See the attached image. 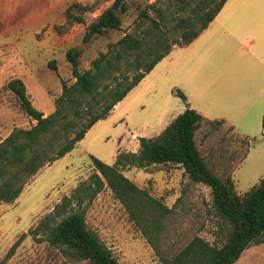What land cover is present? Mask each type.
Listing matches in <instances>:
<instances>
[{
	"label": "rangeland",
	"instance_id": "rangeland-1",
	"mask_svg": "<svg viewBox=\"0 0 264 264\" xmlns=\"http://www.w3.org/2000/svg\"><path fill=\"white\" fill-rule=\"evenodd\" d=\"M113 1L81 3L89 9L85 20L95 21ZM174 1L128 0L122 29L109 30L89 44L83 43L86 29L60 22L66 17L63 8H57L54 25L36 29L35 24H26L19 32L0 35V142L14 129L35 124L9 90L11 79L22 78L33 105L49 115L62 93V81H75L66 57L70 48L82 49L80 67L89 69L100 52H107L124 33H137L135 20L147 5L166 8ZM22 12L27 18L34 8ZM150 15L155 16L153 11ZM9 25L0 18V28ZM43 42L51 43L50 49H42ZM53 61L57 71L49 65ZM189 107L206 118L195 136L201 156L220 178L232 177L239 195H246L264 179V0H228L199 38L188 46H176L70 153L31 176L14 202H0V261L25 235L7 264H89L67 256L31 229L88 179L94 171L91 155L113 165L119 151H138L141 137L158 135ZM221 119L223 124L210 122ZM123 172L174 210L165 221L159 255L105 187L87 206L86 221L120 264H163L162 256L176 254L196 236L213 245L225 242L229 228L216 213L211 188L192 181L181 165ZM235 264H264V243L251 245Z\"/></svg>",
	"mask_w": 264,
	"mask_h": 264
},
{
	"label": "trees",
	"instance_id": "trees-1",
	"mask_svg": "<svg viewBox=\"0 0 264 264\" xmlns=\"http://www.w3.org/2000/svg\"><path fill=\"white\" fill-rule=\"evenodd\" d=\"M227 1L175 0L166 8L151 3L135 20L137 33H124L110 44L107 52H100L86 70L80 67L82 49L70 48L66 57L72 65L75 81L72 84L62 81V93L55 99V109L49 115L33 105L22 78L11 79L7 85L9 90L18 97L35 124L14 129L0 142V202H14L31 176L70 153L176 46H188L199 38ZM128 9V0H114L87 25L83 43L89 44L109 30H121V15ZM87 11L89 9L81 3L69 5L66 25L85 23ZM150 11L155 16L150 15ZM49 65L58 70L55 61ZM176 93L186 99L182 91ZM205 120L196 109L189 107L158 135L141 137L138 151H119L113 165L91 155L94 171L88 179L80 182L70 195H65L30 232L35 236L44 234L52 246L61 248L74 260L120 264L112 250L88 228L86 221L87 206L108 186L161 255L160 239L165 221L174 209L148 189L139 187L123 171L175 163L185 169L192 181L211 188L214 208L229 233L221 246L196 236L176 254L162 256L163 264H235L251 245L264 243V179L241 196L231 176L220 178L201 156L196 144V131ZM210 122L223 124L225 120ZM24 236L0 264H7Z\"/></svg>",
	"mask_w": 264,
	"mask_h": 264
},
{
	"label": "crops",
	"instance_id": "crops-1",
	"mask_svg": "<svg viewBox=\"0 0 264 264\" xmlns=\"http://www.w3.org/2000/svg\"><path fill=\"white\" fill-rule=\"evenodd\" d=\"M93 0H0V8L7 9V11H0V18L2 21H7L10 23L9 26L5 28H0V35H5L8 32H19L21 27L26 24H35L36 29H41L44 24L48 25L52 23L56 24V10L62 9L66 13L67 8L72 3L78 2L82 4H87ZM34 12L24 17L22 9H33ZM88 17H86V23H77L75 28L82 27L83 30L86 29L87 25L90 23ZM61 23L66 22V17L60 21ZM73 31V30H71ZM67 36H65L66 38ZM51 43H41L40 47L42 49H50Z\"/></svg>",
	"mask_w": 264,
	"mask_h": 264
}]
</instances>
